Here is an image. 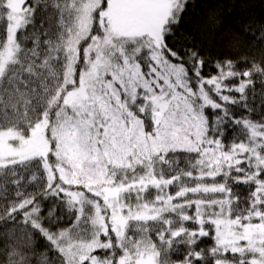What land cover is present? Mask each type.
I'll use <instances>...</instances> for the list:
<instances>
[{
	"label": "snow or ice",
	"instance_id": "snow-or-ice-1",
	"mask_svg": "<svg viewBox=\"0 0 264 264\" xmlns=\"http://www.w3.org/2000/svg\"><path fill=\"white\" fill-rule=\"evenodd\" d=\"M187 4L0 0V264H264V57Z\"/></svg>",
	"mask_w": 264,
	"mask_h": 264
},
{
	"label": "trees",
	"instance_id": "trees-1",
	"mask_svg": "<svg viewBox=\"0 0 264 264\" xmlns=\"http://www.w3.org/2000/svg\"><path fill=\"white\" fill-rule=\"evenodd\" d=\"M262 25L264 0H188L185 12L175 28L176 46H195L208 60L237 58L240 55L260 60L264 57V47L254 42L243 29L250 27L258 32ZM7 195L11 197L14 192L10 191ZM50 206V203L46 204L45 212ZM7 227L12 229L10 224ZM4 231V228H0V250L4 243ZM9 234L17 245L25 243L19 228ZM36 249L38 253L44 251L45 242L42 239L37 241Z\"/></svg>",
	"mask_w": 264,
	"mask_h": 264
}]
</instances>
